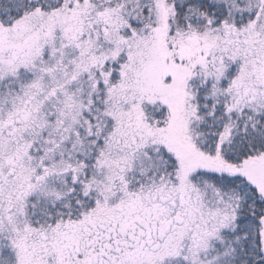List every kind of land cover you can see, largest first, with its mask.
<instances>
[{"label": "snow or ice", "instance_id": "snow-or-ice-1", "mask_svg": "<svg viewBox=\"0 0 264 264\" xmlns=\"http://www.w3.org/2000/svg\"><path fill=\"white\" fill-rule=\"evenodd\" d=\"M0 264H264V0H0Z\"/></svg>", "mask_w": 264, "mask_h": 264}]
</instances>
